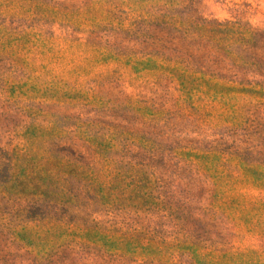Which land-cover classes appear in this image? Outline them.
I'll use <instances>...</instances> for the list:
<instances>
[{"label": "rangeland", "instance_id": "1", "mask_svg": "<svg viewBox=\"0 0 264 264\" xmlns=\"http://www.w3.org/2000/svg\"><path fill=\"white\" fill-rule=\"evenodd\" d=\"M0 264H264V0H0Z\"/></svg>", "mask_w": 264, "mask_h": 264}]
</instances>
